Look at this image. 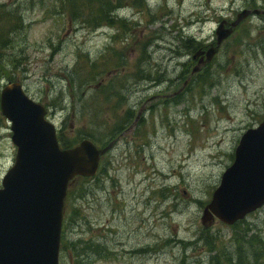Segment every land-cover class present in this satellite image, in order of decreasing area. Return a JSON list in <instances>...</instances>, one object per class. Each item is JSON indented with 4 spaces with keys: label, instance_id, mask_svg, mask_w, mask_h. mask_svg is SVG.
Returning a JSON list of instances; mask_svg holds the SVG:
<instances>
[{
    "label": "rangeland",
    "instance_id": "374dc122",
    "mask_svg": "<svg viewBox=\"0 0 264 264\" xmlns=\"http://www.w3.org/2000/svg\"><path fill=\"white\" fill-rule=\"evenodd\" d=\"M112 1L109 27L70 18L75 0H0L1 28L26 8L0 47V94L19 83L70 149L89 135L107 148L96 177L69 187L59 264H264V206L201 224L264 120V0ZM244 12L209 62L192 59ZM11 134L0 111V187Z\"/></svg>",
    "mask_w": 264,
    "mask_h": 264
},
{
    "label": "water",
    "instance_id": "95a60500",
    "mask_svg": "<svg viewBox=\"0 0 264 264\" xmlns=\"http://www.w3.org/2000/svg\"><path fill=\"white\" fill-rule=\"evenodd\" d=\"M246 15L239 14L226 31L222 22L215 46L195 53L193 59L205 55L209 62ZM0 110L11 124L16 147L14 164L0 189V264H58L67 185L74 177H93L105 150H97L89 141L59 150L46 110L29 99L19 83L3 88ZM263 205L264 120L241 136L232 165L203 210L201 224L215 218L232 225Z\"/></svg>",
    "mask_w": 264,
    "mask_h": 264
},
{
    "label": "trees",
    "instance_id": "16d2710c",
    "mask_svg": "<svg viewBox=\"0 0 264 264\" xmlns=\"http://www.w3.org/2000/svg\"><path fill=\"white\" fill-rule=\"evenodd\" d=\"M39 1H41L42 4L44 2V0H39ZM116 4L117 3L112 1V0H75V3L72 4L70 6V8L68 9V13L70 15V18H75L79 14H85L86 15L85 20L93 22V24H95V25L106 24L110 27V25H112L111 24L112 20H114L112 17V11L115 8ZM38 7H39V5L34 4V3L32 5H29V8H31L33 10L35 8H38ZM25 11H26V8H22L20 5H17L8 14V16L9 15H11V16H9V18H6V23L2 26V28L0 27V47L3 45L6 46L9 43L8 38H9V35L11 34L13 26L14 25L20 26L19 24L22 23V22L17 20V17L22 18V14ZM12 16L15 17V20H12V19H14V18H12ZM22 21H23V18H22ZM106 21H108V22H106ZM103 27H105V26H103ZM6 28L9 30H6ZM16 62L21 63L20 60H16ZM1 70H2V67H0V71ZM121 86H123L122 83H121ZM120 89L122 90L123 88L121 87ZM121 127H122V124H120L118 127L114 126L112 128V130L114 132H116ZM58 138H59V136H58ZM89 139L92 140L94 143L100 145L101 147H104L103 143L101 141L94 139L92 135H89ZM58 141L63 148H69L70 147V146H66L63 139L60 138V139H58ZM86 180L87 179H85V181ZM72 182H71V184H72ZM69 195L71 196L70 190L68 191L67 200L68 199L70 200ZM67 200L65 202L66 206H67ZM65 223H66V221H65ZM63 247H64V243L62 242V248ZM237 264H245V262L240 257Z\"/></svg>",
    "mask_w": 264,
    "mask_h": 264
}]
</instances>
